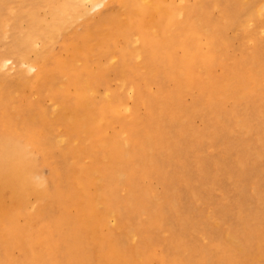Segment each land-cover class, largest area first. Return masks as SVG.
Returning a JSON list of instances; mask_svg holds the SVG:
<instances>
[{"label": "bare ground", "instance_id": "obj_1", "mask_svg": "<svg viewBox=\"0 0 264 264\" xmlns=\"http://www.w3.org/2000/svg\"><path fill=\"white\" fill-rule=\"evenodd\" d=\"M54 3L48 5L44 18L33 15L36 23H45L43 32H34L28 37L30 43L37 47L34 62L29 61L25 50L19 51L21 46L0 54V69L9 68V63L16 59L22 64H30V71L36 70L34 81H29L30 92H17L9 88L15 87L0 74V129L3 130V133L0 132V252L3 250L5 253L0 261L6 264H61L52 249L51 230L47 222L51 212L46 204L50 193L48 179L41 171L36 172L26 160V143L30 138L44 153L56 158L54 180L61 184L65 199L69 203L74 201L82 212L81 218L77 210V217L62 216L59 219L60 230L64 238L70 241L65 245L67 262L116 264V260L127 251L126 245L130 241L133 243L135 264H144L142 245L154 246L159 237L166 240L167 231L164 233L162 221L170 217L175 219L178 231L174 227L173 247H168L165 252L173 263L239 264L236 259L241 258L242 264H264V261H260V255H247V244L241 243L237 229L224 228L228 222H220L211 212L199 213L197 218L192 219L185 213L183 202L176 195L170 199L163 198L162 202L158 198L161 210L155 215L149 214L150 221L144 226L139 240L136 223L132 221L131 224L130 217L148 211L141 204H147L145 207L148 208L149 201L136 191L139 184L132 180V176L128 178L129 181L126 176L131 168L135 169L133 175H143L141 163L132 160L131 155L136 138L140 135V119L136 117V111L145 105V101L141 96L135 97L128 81L131 55L126 48L120 54L118 51H108L109 67L100 69L97 63L100 58L96 55L105 53L106 46L102 43L96 50L93 40L100 36L110 41L114 34L101 26L98 28L100 31L92 30L81 41L71 43L68 47L71 53L67 57L54 56L55 62L50 63L46 56L55 36L62 31V26L71 21ZM110 3L118 4L121 8L120 18L124 23L120 33L124 41L131 31L145 32L154 39L141 43L142 36H137V47L132 55L138 62L137 66L146 72L143 86L147 92L157 79L156 64L159 68L163 64L157 57L160 51L165 55L180 52L171 67L176 92L167 93L161 85L163 88L153 96L151 122L154 130L148 132L146 140L142 142L146 146V150H143L146 152L144 162L161 173L159 170L164 166H159L155 157L163 149H170L172 153L177 141L173 137L175 134L162 140V131L176 130L184 139L191 134L195 140L199 135L191 131L193 117L213 115L215 130L210 136L235 128L238 132L236 135L249 140L245 147L248 158L264 172V39H261L264 35V0H64L69 8L84 5L86 15L100 13L102 22L106 20V7ZM9 5V0H0L1 40L7 38L11 31ZM20 6L23 7V3ZM38 8L45 10L41 5ZM20 9L18 16L23 17V8ZM47 14L51 16L50 19H47ZM27 15H32V11L29 10ZM235 39L240 42L238 58L233 56L232 44ZM13 40L23 45V37H18L16 33ZM13 49L16 53H13ZM120 55L124 64L120 70L119 85L133 104L128 106L127 102L108 90L104 106L99 109L95 101L97 81L104 80L108 70L117 67ZM89 58L95 64L92 70L85 67ZM143 58L145 61L139 62ZM74 65L84 69L87 75L76 84L73 93L70 84L74 83L69 71ZM217 67L223 69L221 75L214 73ZM64 79H67L66 83H58V80ZM195 89H200V97L187 110L180 101L181 97ZM53 91L61 94V99ZM47 94L63 105L62 114L50 117L44 111L24 115L23 108H39L40 97ZM176 100L180 105L175 104ZM112 111L127 121L126 126L122 127L123 131H115L116 120L111 115ZM57 130L59 133L56 135ZM96 133H105L98 142L100 148L109 150L104 159H98L99 155L93 156L97 152L89 147L79 145L84 140H91ZM255 143L259 144V150L252 151ZM228 145L225 144V149ZM238 155L237 164L245 177L248 163L241 153ZM89 157L93 159L92 162H87ZM188 166L191 164L184 166V169H188ZM205 169L202 162L198 171L203 173ZM219 169L222 170L221 165ZM177 175L174 176L176 179L179 178ZM185 184L190 187V180ZM126 185L130 197L134 199L124 207L129 224L125 226V234L107 236L101 230L106 219L114 214L112 207L119 204L116 202L118 190ZM238 187L241 188V185ZM193 195L197 198L195 192ZM251 196L257 205L239 219L244 235L254 239L252 219L264 220V190L256 188ZM153 199L156 201L157 196ZM247 201L241 198V203ZM33 204H36L33 213L27 218L25 210L31 209ZM254 211L259 215L254 217ZM15 219L22 220L21 226L18 224V233L8 229L9 221L17 223ZM211 229L216 242L210 248L202 249L200 243ZM57 230L60 231L59 228ZM193 234H197L198 238ZM263 237L264 233L260 238ZM21 249L23 255H16L15 251ZM185 251H189L187 257L183 253Z\"/></svg>", "mask_w": 264, "mask_h": 264}, {"label": "rangeland", "instance_id": "obj_2", "mask_svg": "<svg viewBox=\"0 0 264 264\" xmlns=\"http://www.w3.org/2000/svg\"><path fill=\"white\" fill-rule=\"evenodd\" d=\"M51 2H55L54 4L61 8L64 15H66L71 21H68V25L62 26V31H60L59 34H56L48 56H46L50 63L55 62L54 56L61 55L67 57V54L69 55L71 53V51H68V47L71 43L81 41L82 38L92 30L100 31L98 28L101 26L103 29L106 28V30L114 32V34L110 41H105L104 38L100 36H96L93 40L96 50L99 49L102 43H105L106 46L104 50L105 53L99 52V54L96 55L100 58L97 62L100 65V69H107L109 67V62L107 61L106 56L108 51H118L120 54L122 49L126 48L128 53L131 55L129 60L130 74L128 81L134 90L135 97L137 98L138 96H141L145 101V105L141 106L140 109L136 111V117L138 116L140 119V135L136 138L137 143L133 147L131 155L132 160L141 163L140 171L143 172V175L141 173L133 175L135 169L131 168V171L126 176V180L132 176V180L139 184V188L136 191H139L141 193L140 195L144 196L149 201L148 208L145 207L147 204H141L142 208H145L148 211L145 212L144 210L145 213H138L135 214L133 218L130 217V223L132 224V221H135L136 223L135 227L137 228L139 240L142 237L144 226L148 221H150L149 214L154 213L155 215L158 210H161L158 204V198H161L162 202L163 198L170 199L174 198L176 195L178 199L182 200L185 213L189 214L192 219L197 218V214H201L202 212L205 214L210 212L213 214L215 213L220 222H228L227 225L223 226L224 228L231 227L234 230L237 229L241 243H243V245L247 244V255H260L262 257L260 261H264V237L260 238V236L264 233V220H259L258 218L252 219V232L253 236H256L253 239L244 235L242 224L239 219V217L249 214L251 208H254L253 206L257 205V201L252 199V192H254L256 188L264 190V172L259 170L257 167L260 166L255 165L253 160L248 158L245 153V151H247L245 147L249 143V140L246 137L243 138L236 135L238 132L235 128H230L228 131H225V133L222 132V134L211 137L210 134L215 130V118L213 115H198L193 117L192 120L193 129L191 131H194L199 135V138L195 140L191 134L187 139H184V137H182V135L176 130L172 132L162 131V135L160 137L162 140L169 139L172 136L170 134H175L173 137L177 140L172 153L170 152V149H163V151L155 157L156 163L159 166L161 165V167L164 166L165 170L160 168L162 171L159 170L161 172L159 173L158 170H156L152 165H149L148 162H144V155L146 152L143 150H146V146H144L142 142L146 140V134L154 130L151 122L154 107L153 96L163 87L164 91L167 93L171 91L176 92L174 80H172L173 78L171 74H173V72L171 67L172 63L176 62L179 58V51L169 52V54L172 55H165L160 51L157 57H159L163 64L159 68L155 63L157 67L155 68V75L157 76V79L156 82L152 84L151 90L147 92L143 86V80L145 79L146 72L137 66L138 62L132 57V55L137 47L135 44L137 36H142L143 39L141 43L151 42L154 41V39L151 36H148L145 32L141 33L139 31H131L128 35V39L124 41L120 33L124 22L120 18L121 8L118 4L110 3L106 7L108 8L106 20L102 22L100 13L92 12L86 15L84 13L86 8L84 5L73 9L67 7L64 4V0H9L10 12L8 16L10 18L11 31L7 38H4L3 40L0 39V54H5L8 49H11L12 47L21 46L19 51L25 50L28 54L27 57L29 58V61L34 62L37 47L30 43L28 37L31 34L33 35L34 32H43L45 23L41 21L36 23L33 15L36 14L40 18H44L46 16L48 5H50ZM22 3L23 7L20 6ZM40 5L44 6L45 10L38 8ZM20 8H23V17L18 16L21 12ZM29 10L32 11V15H27ZM50 18L51 16L48 15L47 19ZM98 21H101L102 24ZM15 33L18 37H23V45L13 40ZM261 39H264V35ZM232 46L233 56L238 58L241 51L239 40L235 39ZM13 51V53H16L14 49ZM117 60V67L109 69L104 80L97 81L96 87L98 89V93L95 101L97 102L99 109L104 106L105 93L108 90L119 96L125 103L127 102L128 106H132L133 104L132 100L127 99V93L123 92L120 88V70L124 61L121 55L118 56ZM144 61V58L139 60V62L142 63ZM11 62L13 64L9 63V68L0 69V74L4 75L8 84L14 86L15 88L11 86L8 87L13 90L16 89L17 92L21 90H23V92H30L31 89L29 81H34L33 78L36 70L30 71L28 66L30 64H22L16 59H13ZM52 65L56 66V64ZM85 67H87V70L95 68V64L91 58L88 59ZM222 72L223 69L221 67H217L214 70L216 75H221ZM86 75V71L84 69H80L78 66L73 67L69 71V76L74 83L70 84V89L73 93L76 91V84H79ZM66 81L67 79L62 81L58 80V83H66ZM161 85H163V87ZM200 93V89H195L192 92L183 94L180 101L183 106L189 110L195 105L197 98L200 97ZM55 95H59V98L61 99V94ZM40 99L41 104L38 106L39 108L32 110H30L31 108H23L24 115L38 114L44 111L47 112L50 117L62 114L63 105H61L58 101L56 102L52 100V96H49L48 94L42 95ZM179 103V100L175 101L176 105ZM111 115L116 120L115 131L117 129L123 131L122 127L126 126L127 121L119 117L116 112L112 111ZM190 122L191 121H189V123ZM63 127L64 126L62 125L61 128ZM108 131L110 130H107V132ZM0 132L3 133V130L0 129ZM58 133L59 131L57 130L56 135ZM115 133L116 132H113L112 134ZM104 134L96 133L91 140H84L79 145L89 147L90 150L97 152L93 154V156L96 157V155H99L98 159H104L108 155L109 150L98 146V142ZM226 143H229V145L225 149ZM26 147L28 151L26 160L33 168H35L36 172L41 171L43 176H45L49 182L50 193L46 204L51 211L47 218V222L48 225H50L51 230V240L53 244L52 249L57 254L58 261H60L61 264H71L70 261L67 262V249L65 246L68 245L70 241L69 239L64 238L63 232L60 230L61 225L59 219L62 218V216L77 217V210L81 218L82 212L80 208L77 209L74 201L73 203H69V201L65 199V194L62 190L61 184L56 183L54 180L55 175L53 173V169L56 158H54L51 154L44 153V151L37 147L30 138L26 143ZM259 147V144L255 143L252 151L259 150ZM113 150H115V148ZM239 153L245 157L248 163V171L245 177L237 164V157L239 156ZM92 161L93 159L91 157L87 160V162ZM202 162L206 166V169L203 173H200L198 171V166ZM189 163L191 166H188V169H184V166ZM219 165L222 166V170L219 169ZM176 173H178V179L174 177ZM256 175L259 176L258 179L255 178ZM189 180L191 182L190 187L185 184V181ZM239 185H241V188L238 187ZM61 190L62 195H60ZM193 192L197 194V198L194 197ZM140 195H138V197ZM155 196H157L156 201L153 199ZM241 198L248 201L241 203ZM131 201H134V199L130 197L127 185L118 190L116 202H119V204L112 207L114 208V214L110 218L106 219L104 227L101 230L103 234L107 236L125 234V226L129 224V220L126 216L127 212L124 207L127 205L126 203H131ZM35 205L36 204H33L31 209L27 208L25 210V216H27V218L33 213V207ZM166 211L169 214V205L166 206ZM258 215V212L254 211V217ZM15 220L17 223L9 221L8 229L18 233L22 220ZM18 224L20 226H18ZM162 226L164 233L167 231V235L165 236L166 240L159 237V240L155 242L154 246H149L148 244L142 245L144 247V255L142 259L144 264H175L170 260L168 254L165 252L168 247H173L174 235L172 234V231H174V227L177 230L175 219L169 217L168 220L162 221ZM57 228H59L60 231H58ZM193 235L198 238L197 234ZM215 242V234L211 229L206 233L203 242L200 243L201 248H210V245ZM126 248L127 251L122 255V257H119L116 260V264H135V257L132 252L133 243L129 241ZM2 252H0V258L4 257L5 253L3 250ZM183 253L186 257L189 255V251H185ZM15 254L23 255V250H17L15 251ZM236 261L239 264H242L241 258H237ZM0 264L6 263L1 260ZM255 264H260V262H256Z\"/></svg>", "mask_w": 264, "mask_h": 264}]
</instances>
